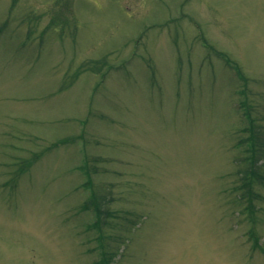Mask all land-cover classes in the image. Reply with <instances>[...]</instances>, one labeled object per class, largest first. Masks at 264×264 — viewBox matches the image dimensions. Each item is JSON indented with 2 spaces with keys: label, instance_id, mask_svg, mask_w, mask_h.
Masks as SVG:
<instances>
[{
  "label": "rangeland",
  "instance_id": "374dc122",
  "mask_svg": "<svg viewBox=\"0 0 264 264\" xmlns=\"http://www.w3.org/2000/svg\"><path fill=\"white\" fill-rule=\"evenodd\" d=\"M0 264H264V0H0Z\"/></svg>",
  "mask_w": 264,
  "mask_h": 264
}]
</instances>
